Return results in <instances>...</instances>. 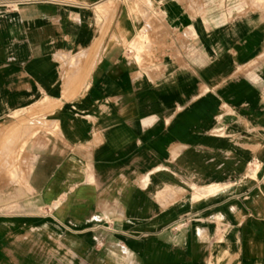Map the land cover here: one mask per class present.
<instances>
[{"label":"crops","instance_id":"obj_1","mask_svg":"<svg viewBox=\"0 0 264 264\" xmlns=\"http://www.w3.org/2000/svg\"><path fill=\"white\" fill-rule=\"evenodd\" d=\"M0 264H264V0H0Z\"/></svg>","mask_w":264,"mask_h":264}]
</instances>
